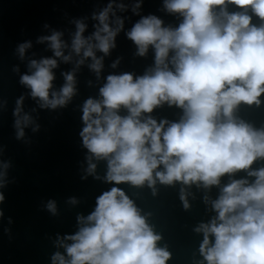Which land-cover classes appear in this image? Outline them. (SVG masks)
Here are the masks:
<instances>
[{"label": "clouds", "instance_id": "1", "mask_svg": "<svg viewBox=\"0 0 264 264\" xmlns=\"http://www.w3.org/2000/svg\"><path fill=\"white\" fill-rule=\"evenodd\" d=\"M141 3L136 0L133 13L139 15ZM229 5L235 9L229 10ZM115 8L123 12L127 5ZM164 10L179 15L178 26H165L149 14L126 32L137 56H146L151 47L153 66L138 76L107 75L99 98L89 97L83 103L79 135L88 151V166L82 179H100L96 162L106 161L104 182L147 184L155 195L157 181L210 189L220 186L227 175L230 182L211 201L216 215L195 228L203 234L199 264H264V166L253 168L264 161V126L255 127L237 115L241 105L264 103V0H164ZM92 19L98 23L87 36V24L73 21L76 30L70 44L59 31L38 38V43H48L53 55L29 60L28 72L19 82L39 108L67 107L77 94L76 72L86 61H91L88 67L99 79L104 57L117 47L124 20L116 16L114 0ZM31 47L30 41L18 46L21 60ZM58 61L74 62V67L62 73L65 82L55 90L53 70ZM119 63L117 59L111 67ZM24 100L21 95L13 111L18 140L24 138L25 128L34 125L33 132L40 128L24 112ZM165 104L183 110L178 121L145 115ZM122 109L127 115H121ZM10 166L0 162V189L8 184ZM239 172L246 178L231 179ZM204 199L209 202L207 196ZM4 200L0 191V204ZM180 200L184 209L190 208L184 187ZM68 202L78 201L70 197ZM45 208L58 214L55 200ZM77 223L75 234L57 238L64 253L56 252L52 264H168L172 259L167 246H158L162 237L120 187L99 195L94 211L77 215Z\"/></svg>", "mask_w": 264, "mask_h": 264}, {"label": "water", "instance_id": "2", "mask_svg": "<svg viewBox=\"0 0 264 264\" xmlns=\"http://www.w3.org/2000/svg\"><path fill=\"white\" fill-rule=\"evenodd\" d=\"M110 2L113 0H0V162L11 165L7 170L8 184L0 189L5 196L0 204L3 211L0 217V264H52L51 258L56 252L64 253L57 238L75 234L79 230L77 215L87 216L94 211L96 198L113 186L125 191L147 217L154 232L162 237L158 246H167L172 253L168 264H199L203 260L199 251L203 234L197 233L195 228L210 222L216 215L211 201L217 199L220 188L230 182L229 176L221 178L220 186L210 189L195 184L189 187L179 182L164 185L157 181L153 195V189L147 184L136 187L104 182L107 162L94 161L100 179L93 176L82 179L88 166V151L79 135L83 128V103L89 97L99 98V89L107 75L131 72L138 76L153 66L151 47L146 56H137L136 45L127 38L126 32L141 16L149 14L158 16L165 26H178L181 18L164 10V0H142L139 15L131 10L136 0H114L116 16L124 20V28L116 37L117 47L104 57L99 79L88 67L90 60L79 68L76 72L77 94L67 107L39 108L28 95L30 90L19 82L20 76L28 72L29 60L53 55L47 42L38 43L39 37L59 31L64 34L62 39L70 44L76 30L73 21L81 19L87 24L85 35H90L98 23L92 19L93 13L100 12ZM119 3L127 5V9L121 12L115 8ZM234 9V5H229V10ZM112 19L114 21L115 17ZM26 41H30L32 47L21 60L17 48ZM97 56H103V53L97 52ZM117 59L120 63L112 68ZM58 65L53 70L55 90L64 84L62 73L71 71L74 62L58 61ZM17 68L19 71L15 70ZM21 95L25 96L24 112L31 115L40 128L36 132L32 130L34 125L25 128L24 138L18 140L13 111L15 101ZM261 99L264 100V96ZM182 114V109L165 104L145 115H151L157 121H178ZM121 115H127V110L122 109ZM237 115L255 127L264 126V103L259 107L241 105ZM262 166L264 161H257L253 168ZM246 176L245 172H239L231 179ZM182 187L186 189L190 204L187 210L180 200ZM205 196L209 198L208 203ZM70 197H75L78 202L70 204ZM49 200L57 203L56 216L45 208Z\"/></svg>", "mask_w": 264, "mask_h": 264}]
</instances>
